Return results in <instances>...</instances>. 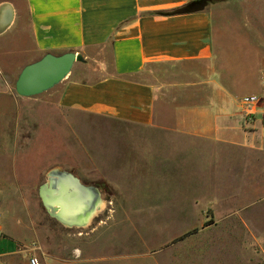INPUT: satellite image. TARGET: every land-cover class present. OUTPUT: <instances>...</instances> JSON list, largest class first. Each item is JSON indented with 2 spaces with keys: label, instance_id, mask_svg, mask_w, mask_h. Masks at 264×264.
Returning a JSON list of instances; mask_svg holds the SVG:
<instances>
[{
  "label": "crops",
  "instance_id": "0c3cea01",
  "mask_svg": "<svg viewBox=\"0 0 264 264\" xmlns=\"http://www.w3.org/2000/svg\"><path fill=\"white\" fill-rule=\"evenodd\" d=\"M0 44L1 66L10 51L23 67L80 55L60 83L25 98L92 121L61 133L65 169L85 185L133 198V179L151 175L178 192L185 181L264 198V0L5 1ZM244 80L253 87L241 94ZM245 96L258 98L251 121ZM16 240H0V264H30Z\"/></svg>",
  "mask_w": 264,
  "mask_h": 264
},
{
  "label": "rangeland",
  "instance_id": "374dc122",
  "mask_svg": "<svg viewBox=\"0 0 264 264\" xmlns=\"http://www.w3.org/2000/svg\"><path fill=\"white\" fill-rule=\"evenodd\" d=\"M5 54L0 44V60ZM7 54L8 65L0 64V240L17 239L19 256L40 264H264V198H221V188L182 181L178 192L150 175L133 179V198H109L98 183L104 204L87 225L68 228L52 217L39 190L50 170H66L72 159L61 133L72 120L92 121L20 96L23 66ZM241 82L240 93L251 92ZM242 189L250 188L234 190Z\"/></svg>",
  "mask_w": 264,
  "mask_h": 264
},
{
  "label": "water",
  "instance_id": "95a60500",
  "mask_svg": "<svg viewBox=\"0 0 264 264\" xmlns=\"http://www.w3.org/2000/svg\"><path fill=\"white\" fill-rule=\"evenodd\" d=\"M78 60L80 55L75 52L45 54L22 68L15 82L16 92L32 97L48 91L70 73ZM39 194L49 214L68 226H85L102 201L98 187L85 185L72 172L59 168L48 172Z\"/></svg>",
  "mask_w": 264,
  "mask_h": 264
},
{
  "label": "built area",
  "instance_id": "2783aa9c",
  "mask_svg": "<svg viewBox=\"0 0 264 264\" xmlns=\"http://www.w3.org/2000/svg\"><path fill=\"white\" fill-rule=\"evenodd\" d=\"M241 102L244 119L251 121L256 114L255 106L258 102V98L255 96H245L242 98ZM30 264H40L39 259L37 257H31Z\"/></svg>",
  "mask_w": 264,
  "mask_h": 264
},
{
  "label": "bare ground",
  "instance_id": "6f19581e",
  "mask_svg": "<svg viewBox=\"0 0 264 264\" xmlns=\"http://www.w3.org/2000/svg\"><path fill=\"white\" fill-rule=\"evenodd\" d=\"M103 201H104V200H103ZM103 201L100 202V204H99V209H96L95 212L93 213V215H92L91 217H93L94 215L98 214V212H99L100 210H102V207H103V204H104ZM105 202H106V201H105ZM103 209H104V208H103ZM97 216H98V215H97ZM91 217H90V219H88V221H87V223H86L85 225H87V224L90 222ZM91 221H92V220H91Z\"/></svg>",
  "mask_w": 264,
  "mask_h": 264
}]
</instances>
